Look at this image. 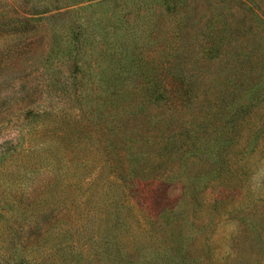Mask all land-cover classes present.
Wrapping results in <instances>:
<instances>
[{
  "label": "rangeland",
  "instance_id": "rangeland-1",
  "mask_svg": "<svg viewBox=\"0 0 264 264\" xmlns=\"http://www.w3.org/2000/svg\"><path fill=\"white\" fill-rule=\"evenodd\" d=\"M4 150L0 264H264V0H0Z\"/></svg>",
  "mask_w": 264,
  "mask_h": 264
},
{
  "label": "clouds",
  "instance_id": "clouds-1",
  "mask_svg": "<svg viewBox=\"0 0 264 264\" xmlns=\"http://www.w3.org/2000/svg\"><path fill=\"white\" fill-rule=\"evenodd\" d=\"M246 191L254 196L264 194V161L253 167L248 178ZM237 227L238 222L236 221H231L226 225L221 226V228L226 230L228 233H234L237 230Z\"/></svg>",
  "mask_w": 264,
  "mask_h": 264
},
{
  "label": "trees",
  "instance_id": "trees-1",
  "mask_svg": "<svg viewBox=\"0 0 264 264\" xmlns=\"http://www.w3.org/2000/svg\"><path fill=\"white\" fill-rule=\"evenodd\" d=\"M33 112H29V114L31 115ZM40 132H41V130H39ZM2 149V148H1ZM0 160H4V157H7V155L5 156V154H6V151L4 150V151H1L0 152Z\"/></svg>",
  "mask_w": 264,
  "mask_h": 264
}]
</instances>
